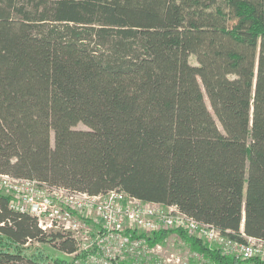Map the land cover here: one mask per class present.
I'll return each instance as SVG.
<instances>
[{
	"label": "trees",
	"instance_id": "trees-1",
	"mask_svg": "<svg viewBox=\"0 0 264 264\" xmlns=\"http://www.w3.org/2000/svg\"><path fill=\"white\" fill-rule=\"evenodd\" d=\"M0 173L264 240V0H0ZM176 232L211 264H264ZM28 242L74 251L0 195V264H71Z\"/></svg>",
	"mask_w": 264,
	"mask_h": 264
},
{
	"label": "built area",
	"instance_id": "built-area-1",
	"mask_svg": "<svg viewBox=\"0 0 264 264\" xmlns=\"http://www.w3.org/2000/svg\"><path fill=\"white\" fill-rule=\"evenodd\" d=\"M0 195L8 196L11 211L30 215L43 232L56 229L70 237L74 251L65 254L71 264H180L176 254L163 260L161 245L147 242L158 231H180L223 255L264 262L263 239L244 234L243 241L231 238L175 206L144 201L119 188L89 194L0 173Z\"/></svg>",
	"mask_w": 264,
	"mask_h": 264
},
{
	"label": "rangeland",
	"instance_id": "rangeland-1",
	"mask_svg": "<svg viewBox=\"0 0 264 264\" xmlns=\"http://www.w3.org/2000/svg\"><path fill=\"white\" fill-rule=\"evenodd\" d=\"M226 11H227L226 26L228 28H231L238 21V17L235 15V7L232 4H228ZM188 61L191 65H196L194 56L192 55L189 56ZM205 103L210 110V107H209V104L206 98H205ZM74 129L87 130L88 128L82 123H78L74 127ZM50 232L51 233H55V232L61 233L59 230H56V229L53 231L51 230ZM157 243L161 245L163 260L169 257L170 254H176L180 258V264H199V263L211 264L205 259V257L202 254L192 251L190 247L188 246V244L177 234V232L169 231L167 235L165 236V238ZM27 245L29 248L25 249V253L28 255L33 254L34 256H38L39 254H41L47 258L48 262L53 261L55 259H65V260L71 261L70 255L59 251L52 244L28 242ZM196 254L200 255L199 259L196 256ZM152 259H154V257L149 258V261L152 262Z\"/></svg>",
	"mask_w": 264,
	"mask_h": 264
},
{
	"label": "water",
	"instance_id": "water-1",
	"mask_svg": "<svg viewBox=\"0 0 264 264\" xmlns=\"http://www.w3.org/2000/svg\"><path fill=\"white\" fill-rule=\"evenodd\" d=\"M244 214V213H243ZM244 221V216H243V218H242V222ZM241 229H243V225L241 226Z\"/></svg>",
	"mask_w": 264,
	"mask_h": 264
}]
</instances>
